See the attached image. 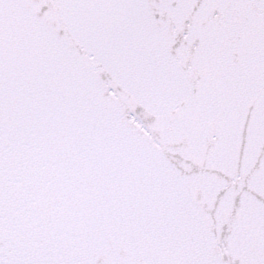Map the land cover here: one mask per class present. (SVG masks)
I'll return each instance as SVG.
<instances>
[{
	"label": "snow or ice",
	"instance_id": "6c2138e0",
	"mask_svg": "<svg viewBox=\"0 0 264 264\" xmlns=\"http://www.w3.org/2000/svg\"><path fill=\"white\" fill-rule=\"evenodd\" d=\"M0 264H264V0H0Z\"/></svg>",
	"mask_w": 264,
	"mask_h": 264
}]
</instances>
